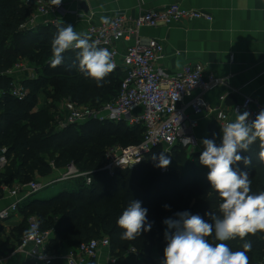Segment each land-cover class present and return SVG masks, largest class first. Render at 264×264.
Returning <instances> with one entry per match:
<instances>
[{"label":"trees","instance_id":"obj_1","mask_svg":"<svg viewBox=\"0 0 264 264\" xmlns=\"http://www.w3.org/2000/svg\"><path fill=\"white\" fill-rule=\"evenodd\" d=\"M28 17L29 9L23 0H0V151L5 150L8 161L5 172L0 173V194L4 186L27 185L38 176L48 177L54 171L52 163L57 169L74 164L79 171L90 172L92 178L91 185H86L82 178L73 179L70 187L64 186L51 198L33 194L20 204L27 221L35 216L42 230L53 232L50 249L64 254L84 242L108 237L111 255L117 257L118 264H127L125 256L131 248L144 256L157 248L163 255L167 228L163 221L177 218V212L199 214L209 223H213L211 215L205 213L222 218L219 211L222 201L207 180L209 169L199 162L201 153L187 154L177 147L174 157L179 171L175 165L170 172L162 173L151 159L153 153L161 152L155 148L141 165L118 169L110 176L102 170L107 149L140 144L144 139L143 127L91 121L56 131L51 109L58 108L66 98L79 105L100 107L117 97L127 75L119 69L106 77L102 87H97L94 80L79 72L76 50L66 51L63 64L51 68V41L57 29L53 32L54 26L43 25L23 31ZM26 38L37 43L35 49L24 55L37 68V75L22 81L29 93L19 101L9 95L12 80L6 73L19 62L17 52ZM41 94L51 100L50 108L36 109ZM210 133L211 138L215 134L219 145L220 127L213 124ZM259 151L257 141L247 152L239 153L248 156L251 164L246 167L241 161L233 166L239 172H248L252 192L256 194L264 191V161L260 160ZM131 199L142 202V207L148 209V220L154 224L151 231L127 241L120 238L122 229L116 221ZM166 204L170 209H165ZM27 228L28 225L23 227L20 241ZM206 239L218 243L214 233ZM246 239L252 243L249 264L264 263V233L250 234ZM226 243L236 251L242 249L244 241L236 238Z\"/></svg>","mask_w":264,"mask_h":264},{"label":"built area","instance_id":"obj_2","mask_svg":"<svg viewBox=\"0 0 264 264\" xmlns=\"http://www.w3.org/2000/svg\"><path fill=\"white\" fill-rule=\"evenodd\" d=\"M23 2L29 9L25 24L35 21L38 17L58 16L66 6L65 0H62L60 5H54L52 0ZM77 17L84 18L85 15L78 14ZM107 17L108 24H102L101 21L88 24L86 34L92 40H98L100 47L108 48L113 53L116 64L114 71L120 69L127 75L123 87L115 99L97 108L79 105L69 98L64 99L58 108L51 109L55 129L62 131L70 125L91 121L124 122L129 127L141 126L145 129L143 141L138 145H116L107 149L102 170L113 176L118 169L135 168L146 160L153 149L160 148L161 152H166L171 159V164L166 169H161L162 173H168L175 167L174 150L177 147L189 152L199 151L201 140L198 128L202 116H214L220 129L231 122L229 113L224 109L212 107L206 98L209 92L229 86V81L208 73L205 65L201 63L187 64L173 75L166 73L157 66V62L163 58V45L156 39L144 41L140 32L144 28L170 27L183 20L212 22L213 17L202 11L182 8L177 3L163 9L144 12L138 17L124 14ZM51 22L58 26L57 20ZM123 41H134V44L121 53L119 45ZM20 72L28 71L17 63L7 73L13 77L9 95L22 101L29 91L22 85L21 80L15 77V74L19 75ZM220 100L225 102L226 97L221 96ZM262 109L264 104L247 96L233 106L232 112L237 115L247 111L250 113L249 121H252ZM51 165L54 170L57 169L53 163ZM66 169L67 172L57 179V182L82 178L86 185L92 184L90 172H81L74 164H70ZM45 187L38 182H32L10 189L8 194L15 198V201L9 208L0 212V222L18 211L22 201L19 198L20 193L23 192L27 197ZM52 239L53 232L42 230L38 219L31 217L18 251L25 253L35 264H56L61 261L66 264H87L96 259L102 249L110 251L111 247L110 239L104 237L84 242L64 254H57L50 249ZM132 251L136 253L135 250ZM162 259L163 255H160L159 261ZM111 263L118 264L116 259H111Z\"/></svg>","mask_w":264,"mask_h":264},{"label":"crops","instance_id":"obj_3","mask_svg":"<svg viewBox=\"0 0 264 264\" xmlns=\"http://www.w3.org/2000/svg\"><path fill=\"white\" fill-rule=\"evenodd\" d=\"M65 1V10L58 16L38 17L35 21L25 24V27L31 26L30 28L23 27L22 30H32L43 25L57 27L51 22L57 20L58 24H71L77 32L86 33L88 24L98 23L101 16L124 14L138 17L144 12L163 9L175 3L188 10L207 13L213 17L212 22L183 20L170 27L144 28L140 37L144 41L156 39L163 45V58L157 62V66L170 75L177 73L187 64L201 63L205 65L208 73L228 79L229 86L209 92L206 98L212 107L224 109L229 113L231 122L236 118V114L232 112L233 106L240 103L244 97L251 96L264 104V0H87L91 16L84 18L77 17L78 14H83L77 7L79 0ZM131 44H134V41L121 42V53ZM20 73L22 75L15 74V77L21 82L31 76L29 72ZM6 76L13 80L8 73ZM221 96L226 97L225 102L220 100ZM213 124L218 125L214 116L201 117L198 128L200 140L205 137L211 139ZM203 150L200 143L198 153ZM4 154V150H1L0 173L5 172L8 165ZM64 173L65 169H55L43 181L37 179L40 180L39 184L46 186L42 191L59 183L57 179ZM20 185L16 183L12 188ZM12 188L2 187L0 212L14 203L15 198L8 194ZM29 197H25L23 192L19 196L21 203ZM28 221L19 207L17 212L0 222V264H26L31 261L25 253L18 251L19 235L23 227L28 225ZM132 250L134 248L129 249L125 256L127 264H160L157 248L149 256L140 255L137 251L134 253ZM68 251L70 249L65 253ZM111 259L117 260V257L111 255L107 249H102L98 257L87 264H112Z\"/></svg>","mask_w":264,"mask_h":264},{"label":"clouds","instance_id":"obj_4","mask_svg":"<svg viewBox=\"0 0 264 264\" xmlns=\"http://www.w3.org/2000/svg\"><path fill=\"white\" fill-rule=\"evenodd\" d=\"M60 5L62 0H52ZM102 24H108V17L101 16ZM98 40H92L86 33L75 30L71 24L59 23L51 41L50 67L56 68L64 62V53L76 50L78 70L86 79L95 81L102 87L106 77L116 68L113 53L108 48L100 47ZM250 113H237L233 122L221 127V143L214 138H203L204 150L199 156L201 165L209 169L207 180L219 194V211L222 218L212 213L213 223L206 222L199 214L185 210L175 213L177 218H166L164 232L166 246L160 264H249L248 253L252 250L251 241L246 237L264 233V191L252 192L248 172H239L233 166L243 162L251 164L248 156H242L250 146L259 141V158L264 161V109L255 119L249 121ZM154 167L166 169L171 159L166 152L153 153ZM170 209V205H164ZM122 229L120 238L132 241L152 229L154 221L148 220V209L142 202L131 199L116 221ZM214 233L218 243L212 244L206 239ZM239 238L244 241L241 250L233 251L226 243Z\"/></svg>","mask_w":264,"mask_h":264},{"label":"rangeland","instance_id":"obj_5","mask_svg":"<svg viewBox=\"0 0 264 264\" xmlns=\"http://www.w3.org/2000/svg\"><path fill=\"white\" fill-rule=\"evenodd\" d=\"M30 27L31 26H28V27H25V28H30ZM56 29H57V27H54V29L52 31L55 32ZM23 31H28V30L25 29ZM36 46H37V43L34 41V39H28V38H26V39H24V42H23V48L20 51L17 52L18 57H19V60H18L19 62L18 63L23 66L24 70H26V71L29 72V74L31 75V76H29V78L35 77L37 75V68L35 66H33L30 63L29 59L26 58L24 55H25V53L29 52L30 50L35 49ZM20 74L21 73H19V75ZM50 104H51V100L48 99V97L46 95L41 94L39 96V102H38V105H37L36 109L50 108L49 107ZM126 125H128V124L126 123ZM186 152H187V154H190V153H198V151H196V152L186 151ZM175 165H176L175 170L176 171H179V166L177 164H175ZM64 169L67 172V169L66 168H64ZM64 169H61V170H64ZM45 178L46 177H41V176H38L37 177V179H41V181H43ZM54 178H56V177H54ZM37 179H34L35 180L34 182H39L40 183V180L38 181ZM70 181H72V180H69L68 179V181L65 180L64 182H59V183H57L56 185H54V186H52L50 188H47V189H45L43 191L41 190V191H39L37 193V196L39 198H43V199L51 198V197L55 196L56 194H58L64 188L65 185H69V187H70V185H72V184H70Z\"/></svg>","mask_w":264,"mask_h":264},{"label":"water","instance_id":"obj_6","mask_svg":"<svg viewBox=\"0 0 264 264\" xmlns=\"http://www.w3.org/2000/svg\"><path fill=\"white\" fill-rule=\"evenodd\" d=\"M77 7H78V10L81 13H83L85 16H88V17L91 16V11H90L87 0H79Z\"/></svg>","mask_w":264,"mask_h":264}]
</instances>
